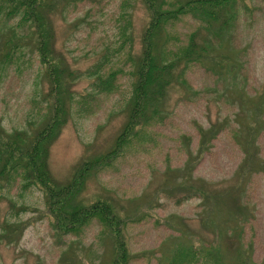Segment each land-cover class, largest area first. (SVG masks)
I'll list each match as a JSON object with an SVG mask.
<instances>
[{
	"label": "rangeland",
	"instance_id": "rangeland-1",
	"mask_svg": "<svg viewBox=\"0 0 264 264\" xmlns=\"http://www.w3.org/2000/svg\"><path fill=\"white\" fill-rule=\"evenodd\" d=\"M54 2L55 48L79 74L70 85L71 116L49 157L64 185L80 162L110 150L127 122L136 78L131 54L141 48L150 12L144 0ZM231 12V28L209 57L179 64L187 80L170 87L165 118L111 165L93 170L73 200L114 204L127 220L130 264H169L180 246L218 247L217 264H264V0H239ZM202 26L192 15L177 20L168 27L171 48L194 29L200 43L211 37ZM124 27L134 34V48ZM120 66L127 71L118 74V90L97 93L100 78ZM7 72L0 78V122L8 131H28L48 116L39 109L48 104L49 79L32 51ZM202 129L207 137L200 148ZM3 193L10 199L0 200V264H112L115 240L96 220L82 234H63L51 223L40 186ZM6 221L20 225L11 240L1 235ZM209 255L200 252L195 264H210Z\"/></svg>",
	"mask_w": 264,
	"mask_h": 264
},
{
	"label": "trees",
	"instance_id": "trees-1",
	"mask_svg": "<svg viewBox=\"0 0 264 264\" xmlns=\"http://www.w3.org/2000/svg\"><path fill=\"white\" fill-rule=\"evenodd\" d=\"M242 1L248 4V0ZM235 2L239 0H144L150 14L142 33L141 48L131 54L136 67V78L128 104L127 122L110 150L94 159L80 162L71 180L59 185L50 169V151L71 116L69 103L74 101V97L70 85L73 77L79 74L68 68L55 48V34L50 18L54 0H0V78L8 74L9 67L17 63L22 55L32 51L40 56L50 82L48 104L41 105L39 109L48 113L45 119H41L40 115L35 127L28 131H8L0 122V200L10 199L8 194L3 193L4 190L11 193L17 187L27 190L32 185L40 186L45 193L47 214L55 229L63 234L78 235L83 233L92 220H96L102 225L101 231L110 233L115 240L116 254L112 264H130L131 254L124 232L127 220L116 211L114 204L99 198L91 203L73 205V200L83 189L93 170L111 165L135 139L143 137V130L165 118V100L170 87L176 82L183 83L187 80L182 78L184 68L179 64L191 60L201 62L204 57H209L212 47L222 40L221 34L231 28L234 16L231 10ZM188 15L199 19L202 27L211 32V37H206L200 43L197 40L198 29H194L188 33L187 40L177 38V47L171 48L168 27H174L177 20ZM15 17H19L17 24L8 27ZM172 19L174 21L168 24ZM126 26L132 27V22L126 21ZM7 27L10 32L2 38ZM123 34L125 40L129 38L132 42L130 49L134 48V34L127 32L126 27ZM126 60L129 61V58ZM126 71L124 66H120V71L112 70L107 76L100 78L97 93L118 90V74ZM95 73L98 74L97 71ZM90 96L91 93L79 100L82 105L79 110L84 105L88 106ZM210 133L215 134L213 129ZM206 137L207 131L202 129L200 148ZM6 223L8 229H2L1 235L11 240V235L18 231L20 225L8 221ZM178 249L169 264L198 263L199 253L202 254V251H208L214 258L209 261L210 264L218 263V247L202 250L180 246Z\"/></svg>",
	"mask_w": 264,
	"mask_h": 264
}]
</instances>
